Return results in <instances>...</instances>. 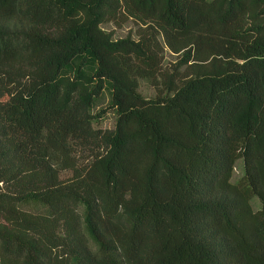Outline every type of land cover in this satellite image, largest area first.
<instances>
[{
  "label": "trees",
  "instance_id": "1",
  "mask_svg": "<svg viewBox=\"0 0 264 264\" xmlns=\"http://www.w3.org/2000/svg\"><path fill=\"white\" fill-rule=\"evenodd\" d=\"M0 264H264V0H0Z\"/></svg>",
  "mask_w": 264,
  "mask_h": 264
},
{
  "label": "rangeland",
  "instance_id": "2",
  "mask_svg": "<svg viewBox=\"0 0 264 264\" xmlns=\"http://www.w3.org/2000/svg\"><path fill=\"white\" fill-rule=\"evenodd\" d=\"M102 27L109 31L113 37H123L126 35H131L133 37H138L140 32L144 29V24L137 21L136 19L128 16L124 13L117 15L114 20H107L103 22ZM161 58L160 71L157 73L156 77L151 80L147 77L139 78L138 90L146 97H154L157 93L164 91L163 78L168 75L176 67L179 54L171 51L166 46L159 54ZM180 73V70L178 71ZM178 73V74H179ZM101 110V116L94 120V126L102 128H112L116 119V112L108 105L107 97L95 110ZM69 174L68 171H62L61 175ZM231 180L233 182L244 183L243 180V163L242 158H238L233 166ZM250 203L253 209H256L260 205L259 198L256 194H251Z\"/></svg>",
  "mask_w": 264,
  "mask_h": 264
}]
</instances>
